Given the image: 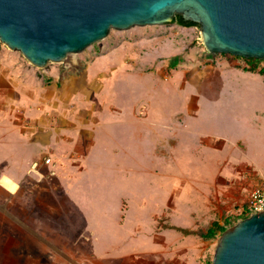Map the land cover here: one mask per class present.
Here are the masks:
<instances>
[{"label":"rangeland","instance_id":"obj_1","mask_svg":"<svg viewBox=\"0 0 264 264\" xmlns=\"http://www.w3.org/2000/svg\"><path fill=\"white\" fill-rule=\"evenodd\" d=\"M3 52L57 90L72 81L89 122L75 120L82 155L37 145L21 173L0 160L16 180L37 164L16 192L0 186V264H212L221 233L201 232L244 218L264 183V74L177 21L111 28L42 67L0 40Z\"/></svg>","mask_w":264,"mask_h":264},{"label":"water","instance_id":"obj_2","mask_svg":"<svg viewBox=\"0 0 264 264\" xmlns=\"http://www.w3.org/2000/svg\"><path fill=\"white\" fill-rule=\"evenodd\" d=\"M200 26L209 52L264 58V0H0V40L42 67L104 38L111 28ZM212 264H264V210L225 229Z\"/></svg>","mask_w":264,"mask_h":264},{"label":"crops","instance_id":"obj_3","mask_svg":"<svg viewBox=\"0 0 264 264\" xmlns=\"http://www.w3.org/2000/svg\"><path fill=\"white\" fill-rule=\"evenodd\" d=\"M8 56H11L8 52L0 53V63L7 66L0 71V160L7 162L14 172L18 170L21 173L20 165L25 159H31L37 145L50 148L55 144L61 150L73 146L82 155L83 140L75 120H86L85 124L89 118L84 116V108L79 114L73 112L77 106L74 97L68 93L72 79L57 90L56 84L41 82L32 66L27 64L29 69L22 70L17 65L25 63ZM9 71L12 72L10 76ZM87 84L88 80L81 87L83 93ZM90 106L86 109L91 110ZM65 117L73 122L65 121ZM93 134L90 131L86 137ZM45 157L50 158L49 163L53 161L49 154H44ZM36 165H29L19 180L3 175L0 186L8 192H16L23 184L25 172L36 171ZM25 264H30V261Z\"/></svg>","mask_w":264,"mask_h":264},{"label":"trees","instance_id":"obj_4","mask_svg":"<svg viewBox=\"0 0 264 264\" xmlns=\"http://www.w3.org/2000/svg\"><path fill=\"white\" fill-rule=\"evenodd\" d=\"M173 21H177V23H179L181 25L197 24V23L192 22V21H188V22L184 21L182 16L179 14L174 17ZM239 57H242L246 61V64L244 65L245 70H256V69H258L261 74H264V66L259 67L256 64V61L258 60V58L243 57V56H239ZM241 215H242V217H246V215H244V214H241ZM231 222H233V220H229V219H227L226 222H224L223 224H221L219 221H213L206 228L205 231L201 232V236H203V237H214L216 234L222 233L225 229H227L228 224ZM175 228H178L179 230H183V231L187 232L186 230H184L183 228H180L178 226H175Z\"/></svg>","mask_w":264,"mask_h":264},{"label":"built area","instance_id":"obj_5","mask_svg":"<svg viewBox=\"0 0 264 264\" xmlns=\"http://www.w3.org/2000/svg\"><path fill=\"white\" fill-rule=\"evenodd\" d=\"M45 163L50 161L49 157L44 158ZM264 210V183H257L250 188L248 197L245 199L241 214L246 216L254 212Z\"/></svg>","mask_w":264,"mask_h":264}]
</instances>
